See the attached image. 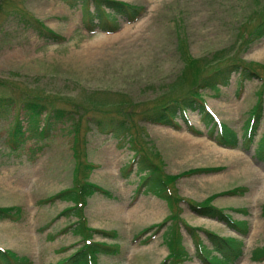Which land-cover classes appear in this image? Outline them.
Returning <instances> with one entry per match:
<instances>
[{
    "label": "rangeland",
    "instance_id": "rangeland-1",
    "mask_svg": "<svg viewBox=\"0 0 264 264\" xmlns=\"http://www.w3.org/2000/svg\"><path fill=\"white\" fill-rule=\"evenodd\" d=\"M118 1L144 6V13L133 22L118 17V28L105 31L82 20L79 4L0 0V95L37 98L71 113L46 138L35 135L34 123L29 130L22 109L0 116V207L18 208L15 219H0V247L15 255L8 262L55 264L83 243V226L116 232L114 238L91 235L119 248L98 254L96 264H159L169 252L164 232L171 228L187 255L180 264H203L194 255L192 234L217 257L207 232L241 243L233 264H264V254L251 258L264 247V158L255 155L264 130V39L246 41L264 15V0ZM36 21L63 40L39 35L32 27ZM181 50L189 55L187 63L236 55L252 68V77L240 85V75L232 73L218 91H203L215 117L237 136L261 98L262 116L250 144L217 143L216 129L209 130L197 111L189 119L200 134L181 120L180 129L142 120L141 110L161 92L180 93L209 72L204 60L200 69H182ZM178 75L186 81L170 90ZM108 112L130 119V138L93 127L86 133L88 116ZM16 120L24 137L13 149L9 134ZM136 148L148 160L138 162ZM84 180L101 190L77 196L76 185ZM69 189L71 195L57 196ZM206 201L247 231L190 207Z\"/></svg>",
    "mask_w": 264,
    "mask_h": 264
},
{
    "label": "trees",
    "instance_id": "trees-1",
    "mask_svg": "<svg viewBox=\"0 0 264 264\" xmlns=\"http://www.w3.org/2000/svg\"><path fill=\"white\" fill-rule=\"evenodd\" d=\"M65 2L70 7H75L78 4L82 7L81 16L82 20H85L88 23L93 24L94 26L98 25L99 27H104L102 30L105 31H114L118 28L119 20L118 17L123 18L127 22H133L137 20L145 10L144 6H137L135 4L126 3L124 1L118 0H61ZM26 23V20L23 21ZM36 24V25H34ZM32 24L34 30L43 37H49L53 41L61 42L63 37L59 34H56L49 28H47L44 24L38 23L37 21ZM248 41L249 45L251 42H255L257 40L264 39V15L260 19V21L256 24V26L249 32ZM182 59H183V67L186 65H191L196 69L201 68L200 62L204 60V63L208 66L210 64L211 68L209 72L203 75L199 80L191 81L188 86L182 90L180 93H176L174 95L163 97L160 93V96L157 97V101L151 104L149 107H146L141 110L142 120L147 123L154 125H162L167 127H172L174 129H180L181 125L179 124V120H181L185 126L197 133L199 130H195L193 125L190 123L189 113L193 111H197L201 118L207 123L209 130L216 129V134L214 139L217 143H220L224 146L228 147H237L239 144V140L241 142L240 145H248L253 139L254 131L257 127V124L260 123V118L262 116V101L261 98H257L256 103L249 110V118L247 119V124L245 126L241 136H237L235 131L223 124L220 120H218L211 109L208 107L207 102L205 100L203 91H213L216 92L220 89L221 86H226L229 81V77L232 73L239 74L240 77L238 79L239 85L243 80L252 77L251 74L254 72L249 65H243V62L239 59L238 56L235 57H227L221 56L215 57L213 60H209V57L190 59L187 63L189 55L187 52L182 51ZM208 58V59H207ZM213 61V62H212ZM220 61L219 63H217ZM215 62V63H214ZM217 63V64H216ZM181 69V71H182ZM249 70V74H248ZM180 71V72H181ZM184 72V71H183ZM182 72V73H183ZM181 73V75H182ZM178 75L174 82L170 84L172 87L170 90H173L178 85H183L186 81L185 76ZM257 75V74H256ZM172 92V91H171ZM170 92V93H171ZM260 95V93H259ZM163 97V98H162ZM119 102L118 104H120ZM22 109L25 114L26 120L30 123L29 130L32 129L34 123V131L35 135H39L40 138H46L51 131L53 124L57 121L64 120L70 113L67 110L61 108L60 106H56L50 104L48 102L39 100L37 98L30 99H20L15 98L9 95H0V116L5 115L11 110ZM124 111V110H123ZM105 112V111H103ZM106 117H92L88 116L85 124V131H87L93 127L97 132L101 134H111L114 136L126 137L130 138L128 132L132 127L131 121L127 117H122L111 114ZM72 116L70 117V119ZM40 122V125H38ZM20 122L17 120L14 123V128H12L9 135L10 142H12L13 149H16L24 137V128L23 125L18 126ZM18 124V125H17ZM25 127V131H26ZM76 130V129H75ZM211 134V133H210ZM134 147H137L136 142L132 140ZM255 155L264 158V130L256 143ZM135 156L138 157V162H142L148 160L146 158L147 154L144 151L139 152L138 149H135ZM137 162V160H136ZM147 165V164H145ZM148 168L154 169L151 162L147 165ZM159 181L160 178H159ZM144 183V182H143ZM77 192L74 193L77 196L93 194L101 190L97 185L90 183L84 180L81 184H77ZM74 189L62 190L59 191L57 196L64 197L71 195ZM190 207L193 211L210 216L216 217L224 222H226L230 226H235V228L239 229V231L246 232L247 229L242 228L239 225V221H235L228 215L223 209H219L211 205L209 201L204 203H194L190 204ZM17 207H0V219H15V211ZM264 216V209L262 211ZM165 223V222H164ZM164 223H160L162 225ZM241 223H245L242 221ZM76 225V223H74ZM78 224V223H77ZM84 231L82 235V244L70 255L67 257L58 260L55 264H96L97 255L98 254H113L116 253L118 245L117 244H108L104 241H93L91 240V235L93 232H99L108 237L114 238L116 236L115 231H101L92 228H83ZM146 230V229H144ZM169 232H164L166 236L165 243L168 247V254L160 260L159 264H180L182 261L186 259L185 249L181 242V235L177 233V229L171 228ZM192 234V232H191ZM93 236V235H92ZM208 239L213 248V252L217 253V257H213L204 247L203 243L195 234H192V240L195 248L194 255L201 260L203 264H233L234 261L242 254V245L238 244L235 240H230L213 233L207 232ZM264 254V247L258 248L252 251L251 258L259 259L261 255ZM14 253L9 249H4L0 247V261H4V264H12V262H8L10 258L14 257ZM212 259L215 261L213 262Z\"/></svg>",
    "mask_w": 264,
    "mask_h": 264
}]
</instances>
